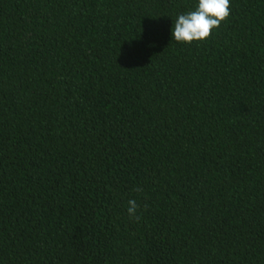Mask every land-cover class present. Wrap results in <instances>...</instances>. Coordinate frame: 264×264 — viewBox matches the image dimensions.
<instances>
[{"label": "trees", "instance_id": "16d2710c", "mask_svg": "<svg viewBox=\"0 0 264 264\" xmlns=\"http://www.w3.org/2000/svg\"><path fill=\"white\" fill-rule=\"evenodd\" d=\"M230 2L184 44L198 0H0V264H264V0Z\"/></svg>", "mask_w": 264, "mask_h": 264}, {"label": "clouds", "instance_id": "9594fccd", "mask_svg": "<svg viewBox=\"0 0 264 264\" xmlns=\"http://www.w3.org/2000/svg\"><path fill=\"white\" fill-rule=\"evenodd\" d=\"M230 15V0H198L195 10L178 15L171 29V37L178 43H203ZM134 191L140 192L142 189L135 188ZM139 207L135 199L128 201L130 219L139 220ZM147 207L145 204L144 208Z\"/></svg>", "mask_w": 264, "mask_h": 264}]
</instances>
